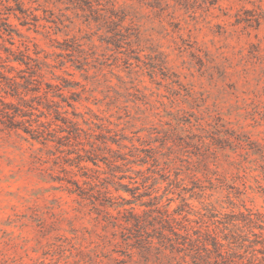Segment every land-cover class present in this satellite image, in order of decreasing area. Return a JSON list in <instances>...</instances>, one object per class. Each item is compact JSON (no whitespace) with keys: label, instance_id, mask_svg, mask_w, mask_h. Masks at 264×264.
<instances>
[{"label":"rangeland","instance_id":"374dc122","mask_svg":"<svg viewBox=\"0 0 264 264\" xmlns=\"http://www.w3.org/2000/svg\"><path fill=\"white\" fill-rule=\"evenodd\" d=\"M76 1L22 0L37 20L11 16L20 36L0 44L50 55L57 41L78 40L86 71L67 61L54 72L84 87L75 110L101 123L103 137L86 154L0 122V264H205L216 256L210 236L239 264L261 247L253 233L264 236V0H90L124 12L120 26L100 28ZM108 29L125 35L129 53L106 43ZM132 143L154 149L130 156ZM120 156L135 162L113 167ZM162 212L200 238L193 250L171 248L182 239L167 230L159 238Z\"/></svg>","mask_w":264,"mask_h":264},{"label":"trees","instance_id":"16d2710c","mask_svg":"<svg viewBox=\"0 0 264 264\" xmlns=\"http://www.w3.org/2000/svg\"><path fill=\"white\" fill-rule=\"evenodd\" d=\"M99 4V2L97 3ZM76 7L80 8L82 11H87L91 20L95 22L99 28L105 25H116L120 26L124 19V12L122 10L115 9L114 7H100L99 5H93L90 0H77ZM13 16L21 25L29 23V19L37 20L36 15L33 14L30 8H24L22 6V0H0V40L7 41L10 44H14L13 37L14 34L20 36L18 29L15 24L9 21V18ZM107 32L112 33L110 37L105 40L107 44L113 45L115 52L117 53H129L125 45L129 44L126 40L125 35L121 33L120 30L108 29ZM23 48L17 46L15 49L6 47L0 44L2 50L5 52L6 56L2 57L0 55V122L7 128L10 129H21L25 134H27L32 140L38 141L41 144H46L48 142H55L57 147L60 146H79L81 150H84L86 154L93 153L95 148L99 146L96 140L100 137L103 129L101 123H96L92 121L89 117H85L81 112H77L74 107V102L79 101L81 93L84 91V87L77 91L76 89L79 85L78 82L69 80L62 75H56L54 69H61L62 66L70 61L71 64L79 70L86 71L84 67L87 64V58L82 53L83 49L80 48L81 44L74 37L70 39H64L61 42L57 41L55 47L58 51H54L50 55L44 53L40 55L39 51L34 48L30 49V46L26 43H21ZM52 56V62L48 61V58ZM83 60V61H82ZM10 61H16L18 63L24 64V68L16 69L7 63ZM77 61V63H76ZM15 70L16 74L7 75L6 72ZM51 74L52 78L56 82H51L44 80V74ZM152 76V71L150 73ZM67 91V94L64 93ZM6 96L13 97L17 102L6 101L4 98ZM27 96V97H26ZM66 107H70L72 110L69 112ZM68 113L71 115L68 116ZM48 116H50L48 118ZM94 115V118L98 117ZM44 117L45 119H41ZM78 118L81 120L79 122ZM84 124L86 127L80 125ZM99 129L95 133V130ZM109 132V129H106ZM152 133V132H151ZM116 133L110 137L111 142L117 144L119 147L125 146L119 144V139L115 138ZM83 139L85 141H83ZM128 140H131L128 139ZM103 144L106 139H100ZM88 144L91 148L84 149L82 146ZM154 149L150 147L148 149L139 148L133 143L129 147V155L135 156V152H144L146 150ZM111 151L110 149H108ZM68 152L72 150L68 149ZM116 152V151H115ZM146 156H151L147 155ZM154 160L155 157L151 156ZM86 158L92 159L93 157L86 155ZM146 159L145 157H143ZM126 160V164L135 162L134 159H128L126 157L120 156L116 157L109 163L114 164L113 167L119 168L120 165L115 164L117 160ZM79 160H84L83 157H79ZM142 160V159H140ZM143 163V160L141 161ZM126 170L132 171L130 167ZM141 183H145L147 176L142 175L141 172ZM130 179L134 178L128 176ZM121 178V177H120ZM121 188L129 192L133 197L149 195V193H140L138 195L133 191L134 188L128 187L127 184H119ZM79 192L77 193L83 198L86 197V192L80 186H77ZM131 201H129L130 203ZM145 205H150L149 202L142 203ZM128 211L135 216V223L138 228L142 227V223L139 221V216H136L132 212V207ZM159 212V211H158ZM164 216L160 218V227L158 228L159 238L169 237L164 234V230L172 233L175 238H181V241H176L170 244L171 248H181V249H194L197 244L201 241L200 238L196 237L191 239L188 237L187 233H178L175 231L172 225V220L162 212ZM186 220V219H185ZM248 222L252 223L251 218ZM179 228L187 230L186 226L181 225ZM257 239L254 241V245L260 244L259 248H252L249 256L240 255L241 260L239 264H264V236L256 235L253 233ZM142 234L136 235V240H141ZM209 236V235H208ZM211 237V244L213 251L216 256L212 261L206 260L205 264H237L235 259H228L224 257L220 249L223 244L220 243L216 236ZM147 244V245H145ZM149 239H145V247L149 246ZM251 246V245H250ZM203 247L206 246L203 243ZM256 253L260 254L258 256Z\"/></svg>","mask_w":264,"mask_h":264}]
</instances>
